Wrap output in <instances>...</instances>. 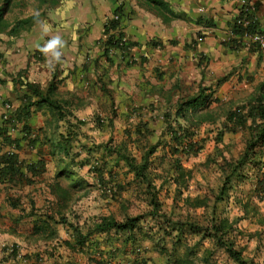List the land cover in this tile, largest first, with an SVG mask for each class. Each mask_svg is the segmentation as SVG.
<instances>
[{
  "label": "crops",
  "instance_id": "1",
  "mask_svg": "<svg viewBox=\"0 0 264 264\" xmlns=\"http://www.w3.org/2000/svg\"><path fill=\"white\" fill-rule=\"evenodd\" d=\"M64 3L57 15L17 39L18 54L0 69V114L3 102H10L14 110L26 107L27 99L33 97L26 82L41 89L53 84L58 96L75 107L74 121L91 126L98 121L102 126L108 120L114 123V110L115 116L130 110L133 117L141 113L154 119L156 111L161 117L162 111H174L178 100L199 88L212 91L218 100L224 95L228 101L264 88V52L246 38L230 35L236 19L245 18L238 16L241 12L254 16L264 32V0ZM114 13L119 14L118 24L106 30ZM107 32L125 36L128 49L105 53ZM27 111L15 128L5 125L10 139H17L18 148L10 150L0 137V233L13 237L10 230L20 232L23 222L31 229L29 212L48 204L52 198L49 186L54 179L62 183L60 174L69 167L55 163L57 154L50 136L62 130L53 129L54 115L43 106L32 105ZM63 123L57 120L58 125ZM84 131L102 132L95 127ZM32 136L35 138L29 142ZM6 152L15 153V164L1 159Z\"/></svg>",
  "mask_w": 264,
  "mask_h": 264
},
{
  "label": "rangeland",
  "instance_id": "2",
  "mask_svg": "<svg viewBox=\"0 0 264 264\" xmlns=\"http://www.w3.org/2000/svg\"><path fill=\"white\" fill-rule=\"evenodd\" d=\"M64 2L0 0L3 9L1 70L18 54L15 49L17 39L26 37L42 21L46 23L52 14L57 15L66 5ZM32 15L35 18L31 23L19 24L17 29L11 30L21 19ZM219 98V102L228 101L224 95ZM217 104L215 102L212 107ZM114 111V123L110 124L108 120L103 126L99 121L92 126L78 122L70 126L61 124L63 132H73L66 135L70 136L73 149L67 157L56 153L55 163L60 168L69 166L66 173L60 174V184L71 192V196L64 205L57 206L55 213L57 217L62 213L68 222L79 226L83 234H87L101 216L118 221L137 217L134 238L127 239L125 234L92 232L87 234L85 250L72 251L64 245V240L71 234L68 226L50 221L55 233L44 241L37 239L38 235L32 234V227L29 229L28 223L23 222L20 232L17 230L19 234L10 230L14 237L10 233H0V264H148L149 259L153 264L164 251V261L159 264H175L176 257L185 252L194 264H235L223 248L215 246L213 239L190 230L193 223L206 225L212 216L229 222V236L245 258L254 264H264V155L258 154L250 162L237 164L248 131L238 129L220 134L219 123H205L194 129L193 139L200 145L198 152L172 156L169 147L171 129L164 122V111L161 117L157 111L153 112L154 119L146 112L147 117L141 113L133 117L130 110L116 116ZM94 127L102 132L90 134L84 131V128ZM59 135L58 131H53L50 137L57 141ZM147 149L151 150L147 156V172L151 179L148 182L154 186L151 194L147 180L136 179L121 156L130 155L140 162ZM176 158L181 167L189 171L184 183L175 182L177 173L173 164ZM225 175H229L230 183L226 195L219 199V187ZM186 199H190V205L186 204ZM197 200L200 203L193 206ZM39 206L32 218L49 212V209L45 211V206ZM259 218L262 219L260 222ZM206 252L211 255L204 262L202 256Z\"/></svg>",
  "mask_w": 264,
  "mask_h": 264
},
{
  "label": "trees",
  "instance_id": "3",
  "mask_svg": "<svg viewBox=\"0 0 264 264\" xmlns=\"http://www.w3.org/2000/svg\"><path fill=\"white\" fill-rule=\"evenodd\" d=\"M118 16L117 19L111 18L105 25L106 30H111L114 24H118L119 14L114 13ZM241 12L238 16L245 17L249 20V23L246 27L241 25H237L234 22L232 26V30L234 33L242 34L244 31L250 33H264L261 32L256 25V21L254 16L243 15ZM3 17V9L0 8V20ZM35 18L34 15L21 19L17 24L11 28L12 31L17 29L19 24H27L31 23V20ZM123 35L119 34L113 35L111 32H107L105 43H104V51L107 53L109 49H117V50H127L130 45L128 41H122L121 38ZM26 86L31 90L33 97L27 99L26 107L17 108L13 113L8 114L6 119H3V114L0 115V120L2 125L0 126V137H3L8 145H13L14 148H18L17 139H10V135L7 134V130L5 125H10V127L15 128L16 122L20 120H24L28 115L29 111L27 108L30 106L35 107H47L49 110V114H53L55 117V121L51 122V125H54L53 129L61 127V125L57 124V120H64L63 124H70L78 122L74 121L75 115L73 113L74 108L69 100L61 98L58 96L56 91H54L53 84H50L45 89H41L35 83L26 82ZM218 103L215 107H211L212 102ZM6 102H3V104ZM229 105V106H228ZM228 106V107H227ZM73 117V118H72ZM163 119L166 123V127L171 129L170 136V154L173 156L176 153L190 155V153L196 154L200 149V145H198V141L193 139L194 131L199 128L202 124L205 123H219V132L220 134L224 132H236L238 129H246L248 131V137L245 142V148L241 154L240 159L238 160L239 165L250 162L251 159H255L259 154L264 155V88L260 86L259 89L248 95L247 97L232 101L229 100L227 102H219L217 98L212 97V91H207L206 88H199V90L193 95L180 99L176 103V107L174 111L166 110L163 112ZM54 123V124H53ZM175 123V126L172 125ZM3 128V130H1ZM62 128V127H61ZM195 129V130H194ZM29 132V131H28ZM27 132V135H29ZM60 140H55L52 138V150L58 154H62L63 157H67L70 155L71 150L73 149V142L69 140L66 136L67 134H73L72 131L67 133L61 131L58 132ZM68 138V139H67ZM29 142H32L34 138L29 139ZM55 154V153H54ZM151 154V150L147 149L144 153L143 157L141 156V161L137 162L136 158L121 154L127 161L128 166L134 173L136 179L147 180V187L149 189V193L154 189L153 184L148 182L150 176L147 172L148 160L147 156ZM1 159L5 163L10 165L15 164L16 156L13 152H6L2 154ZM74 160V159H73ZM174 168L177 173V177L175 178V182L184 183L186 181V176L189 175L188 170H184L181 165L179 158L175 159ZM92 169L95 168L92 166ZM235 172V169L232 173ZM1 173V171H0ZM264 176V175H263ZM229 175L224 176L223 183L219 187V199H222V195H226L227 185L230 183ZM263 183V179L260 184ZM86 185V183H85ZM51 191L52 198L49 200L48 204L45 206V211L49 209V212H44L42 215L38 214L32 220V234H37V239H42L46 241L48 238H52L55 231L50 226V221H54L62 225H66L71 229V234L68 239L64 240V245L69 250H85L84 247L85 241L87 239V234L89 235L92 232L97 233H114V234H125L128 238H134V232L138 223L137 217L126 218L125 220L118 221L113 217L101 216L98 221L93 224V228L88 230L87 234H83L80 230V227L68 222L65 216L60 213L57 217L55 210L57 206L64 205V202H68L69 197L71 196V192L61 186V184L54 179L53 183L49 186ZM152 189V190H151ZM186 204L190 205V199L184 200ZM155 202V201H154ZM200 202L194 201L193 206L199 204ZM58 209V208H57ZM38 211V210H37ZM30 211L29 214L33 217L35 215ZM40 213V212H39ZM56 215H55V214ZM262 219L259 218L258 222ZM51 227V228H50ZM229 227L230 224L225 218H219L216 216H212L207 220L206 225L192 224L190 226V230L198 235H202L204 237H209L214 240L215 246L223 248L228 257L233 260L235 264H254L251 259H247L242 255L241 249L237 248L235 240L229 236ZM166 235H169V232H166ZM89 245V244H87ZM97 247V246H96ZM165 252V251H164ZM163 252V253H164ZM153 253V252H152ZM159 255L158 261H154L153 255H149L151 259L154 261L153 264H159L163 262L162 254ZM210 252H206L202 256V261L207 262L209 260ZM175 264H194L190 259L189 255L185 252L184 254L177 256L174 260ZM150 259L148 264H150Z\"/></svg>",
  "mask_w": 264,
  "mask_h": 264
},
{
  "label": "built area",
  "instance_id": "4",
  "mask_svg": "<svg viewBox=\"0 0 264 264\" xmlns=\"http://www.w3.org/2000/svg\"><path fill=\"white\" fill-rule=\"evenodd\" d=\"M113 19H117L118 16L116 14H114L112 16ZM236 24L237 25H241L243 27H246L249 23V20H247L246 18H240V19H236ZM232 37L234 35L238 36L239 38H246V40H248L250 43H253V44H256L258 46V48L264 52V33H257V32H254V33H250V32H247V31H244L242 34H238V33H234L233 31H231V34H230ZM122 41H127V38L125 36H123L121 38ZM14 111V107L11 105L10 102H6L4 103L3 105V119H6L8 117V114H11L13 113ZM1 115V114H0ZM18 124V122H16ZM10 150L12 149H15L14 146L10 145L9 146Z\"/></svg>",
  "mask_w": 264,
  "mask_h": 264
},
{
  "label": "clouds",
  "instance_id": "5",
  "mask_svg": "<svg viewBox=\"0 0 264 264\" xmlns=\"http://www.w3.org/2000/svg\"><path fill=\"white\" fill-rule=\"evenodd\" d=\"M113 15H114V14H113ZM113 15H112V16H113ZM49 46H51V45H49Z\"/></svg>",
  "mask_w": 264,
  "mask_h": 264
}]
</instances>
